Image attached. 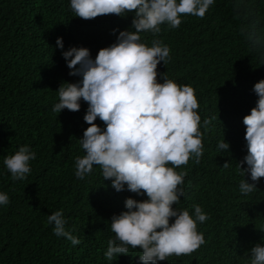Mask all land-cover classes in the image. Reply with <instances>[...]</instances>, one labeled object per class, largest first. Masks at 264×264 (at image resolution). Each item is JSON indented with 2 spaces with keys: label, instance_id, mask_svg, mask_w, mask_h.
Returning <instances> with one entry per match:
<instances>
[{
  "label": "trees",
  "instance_id": "1",
  "mask_svg": "<svg viewBox=\"0 0 264 264\" xmlns=\"http://www.w3.org/2000/svg\"><path fill=\"white\" fill-rule=\"evenodd\" d=\"M247 2L256 9L264 33V0ZM69 4L0 0V193L10 201L0 205V264H141L138 248L111 261L104 253L114 236L111 216L125 210L127 197H146L116 192L110 181H103L98 166L91 176L77 180L74 157L83 155L78 139L88 127L83 120L87 104L81 101L78 112L51 111L61 81L79 79L68 75L62 50L83 46L94 58L100 48L115 42L112 29L130 27L134 13L86 21L75 18ZM241 23L233 0H215L203 19L182 17L175 30L161 26L158 38L170 47L172 61L161 62L157 71L195 89L205 133L200 164L190 160L176 169L188 175L182 185L185 195L174 207L186 208L191 215L192 205L199 204L210 219L197 224L204 245L191 255H173L159 264H246L247 250L264 237V178L257 183L259 191L243 196L236 168L247 154L242 118L255 106L254 84L264 79L260 54L249 49L239 31ZM141 35L150 46L151 34ZM57 37H62L63 49L56 47ZM212 116L218 119L205 132L203 119ZM96 123L104 127L99 119ZM223 138L230 153L217 150ZM25 144L36 159L30 162L27 179L13 182L3 159ZM227 161L231 166L222 168ZM244 178L252 182L248 175ZM57 210L63 211L66 229L80 244L73 246L53 234L47 216Z\"/></svg>",
  "mask_w": 264,
  "mask_h": 264
},
{
  "label": "clouds",
  "instance_id": "2",
  "mask_svg": "<svg viewBox=\"0 0 264 264\" xmlns=\"http://www.w3.org/2000/svg\"><path fill=\"white\" fill-rule=\"evenodd\" d=\"M214 3L215 0H70L74 17L86 21L134 13L130 27L112 29L115 42L100 48L94 58L83 46L62 50L68 75L79 79L61 81L55 90L58 99L51 108L60 114L65 109L80 111L81 101L87 104L83 120L88 127L78 139L83 155L74 157L77 180H85L98 166L103 181H110L116 192L146 197H127L125 210L111 216L109 224L114 236L108 239L104 253L109 261L128 255L130 248H138L142 252L141 264H159L173 255H191L206 243L197 224L210 216L199 204L192 205L191 215L186 208L174 207L185 195L182 185L188 175L176 169L190 160L200 164L204 155L200 104L192 86L177 84L166 73H158L157 66L172 61L170 47L158 38L161 26L175 30L181 26L182 17L203 19ZM233 9L242 20L239 31L249 49L259 53L264 64V33L256 9L247 0H233ZM142 33L151 34L150 46L142 41ZM56 47L63 49L62 37L56 38ZM252 90L257 96L255 106L242 118L247 154L236 162L243 196L259 191L257 183L264 178V79L256 82ZM216 119L218 116L203 119L205 132ZM217 150L230 153V144L223 138ZM35 159V151L25 144L14 154L4 156L3 165L13 182L24 181ZM230 166L227 161L221 167ZM9 203V196L0 193V205ZM47 224L55 236L64 237L73 246L80 244V239L66 229L68 221L62 210L48 215ZM246 264H264V237L247 250Z\"/></svg>",
  "mask_w": 264,
  "mask_h": 264
}]
</instances>
